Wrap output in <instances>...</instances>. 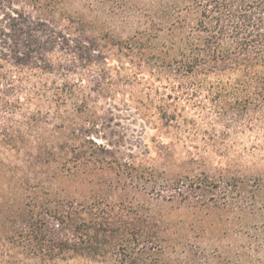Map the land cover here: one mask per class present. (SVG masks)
Segmentation results:
<instances>
[{"label": "trees", "instance_id": "obj_1", "mask_svg": "<svg viewBox=\"0 0 264 264\" xmlns=\"http://www.w3.org/2000/svg\"><path fill=\"white\" fill-rule=\"evenodd\" d=\"M14 1L41 19L59 15L83 40L111 43L112 54L149 53L154 81L194 106L184 113L156 89L160 127L198 129L185 139L209 152L229 151L233 131L264 144V0H149L148 15L137 0H72L79 9L67 0ZM53 53L75 56L61 47ZM22 71L0 55V136L9 151L25 152L16 158L22 166L11 158L12 169L0 168V264H169L156 256L166 240L197 252L191 237L162 240L158 221L138 210L134 188L145 186L144 170L102 152L94 101L108 87L56 71L43 92L35 82L24 91ZM96 71L108 72L89 66L90 76ZM153 178L164 199L193 213L231 206L238 216L264 218L263 175L186 170Z\"/></svg>", "mask_w": 264, "mask_h": 264}, {"label": "rangeland", "instance_id": "obj_2", "mask_svg": "<svg viewBox=\"0 0 264 264\" xmlns=\"http://www.w3.org/2000/svg\"><path fill=\"white\" fill-rule=\"evenodd\" d=\"M67 2L72 9L82 8L78 1ZM142 2L140 4L137 0L134 7H139L146 15L149 13V0ZM70 24L59 15L41 19L23 2L0 0V55L22 65V76L28 78L23 85L24 91L30 89L34 82L41 91L52 86L46 77L56 71L61 74L73 71V74L70 72L73 79L82 73L88 80L94 79V85L99 83L108 87L94 101L102 118L98 138L106 147L102 152L144 170L145 186L134 188L135 203L141 214L158 221L162 240L174 238L177 243L191 237L199 246L197 252L188 254L182 252L178 245H169L166 240L163 241L165 250H157L156 256H163L169 264H264V218L238 216L231 206L213 208L210 212L202 208L193 213L180 206L178 201L164 199V193L159 187H153L152 180L155 176L162 181L166 176L182 175L186 170H222L264 176L261 136L233 131L228 141L229 151L209 152L203 150L201 141L190 143L185 139L198 134V129L184 127L182 134L183 131L176 127L167 130L160 127L155 108L159 97L155 94L156 89L162 93L160 97L170 94L172 98L168 100L185 107L184 113L193 112L194 106L179 101L176 93L164 88L163 83L154 81L149 73V53L137 56L136 53H125L127 51L112 54L115 46L111 43L94 41L89 37H83V40L73 28L67 29ZM34 36L37 43H34ZM52 36L60 45L51 42ZM60 47L73 49L75 56L54 54V50ZM32 50L35 53H31ZM91 65L104 67L108 72L104 77L98 71L90 76ZM31 71L33 75L28 77ZM191 114L197 116L196 113ZM200 122L201 119H196V124ZM2 123L0 120V125ZM6 146V140L0 136V168L12 169L14 164L9 165L11 158L22 166L19 159L25 152H11Z\"/></svg>", "mask_w": 264, "mask_h": 264}]
</instances>
